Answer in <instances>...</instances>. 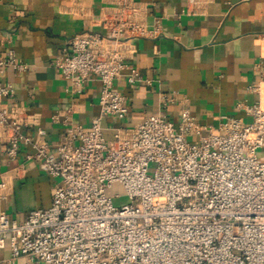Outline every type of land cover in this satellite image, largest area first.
Here are the masks:
<instances>
[{
  "label": "built area",
  "instance_id": "2783aa9c",
  "mask_svg": "<svg viewBox=\"0 0 264 264\" xmlns=\"http://www.w3.org/2000/svg\"><path fill=\"white\" fill-rule=\"evenodd\" d=\"M140 5L114 0L100 12L105 34L74 35L52 62L77 93L90 78L99 82V114L87 130L66 115L64 141L53 150L23 134L21 107L0 104L6 158L30 146L24 159L56 181L50 206L17 223L3 210L8 193L0 179V250L8 246L29 264H264V161L257 157L264 152V108L238 104L248 124L229 118L203 126L182 111L176 123L150 116L116 128L111 138L103 134L105 118L121 121L128 112L114 81L151 85L124 63L126 39L159 33L141 22ZM197 5L189 0L188 12H198ZM2 67L25 71L12 53ZM12 93L0 86V100ZM160 101L166 107L174 99L162 94ZM115 183L125 191L120 206L106 195Z\"/></svg>",
  "mask_w": 264,
  "mask_h": 264
},
{
  "label": "crops",
  "instance_id": "0c3cea01",
  "mask_svg": "<svg viewBox=\"0 0 264 264\" xmlns=\"http://www.w3.org/2000/svg\"><path fill=\"white\" fill-rule=\"evenodd\" d=\"M136 1L143 10L141 22L148 29L157 26L159 33L154 39H126L124 63L151 85L114 81L128 112L121 121H102L106 138L150 116L176 123L188 111L200 125L217 128L229 118L250 122L238 104L264 108V0H195V14L188 12L189 0ZM112 6L114 0H0V60L12 53L25 66L24 72L0 68V86L13 89L0 104L8 111L23 109V134L33 141L43 140L54 150L64 141L66 115L85 130L98 116L97 79L90 78L77 93L52 62L74 35L105 34L100 12ZM250 86H258V93L250 92ZM162 94L174 102L162 107ZM30 152V146L22 145L18 156L8 160L0 132V179L8 193L2 207L17 223L33 210L48 208L56 185L37 163L24 159ZM0 264L29 263L13 257L6 246Z\"/></svg>",
  "mask_w": 264,
  "mask_h": 264
},
{
  "label": "rangeland",
  "instance_id": "374dc122",
  "mask_svg": "<svg viewBox=\"0 0 264 264\" xmlns=\"http://www.w3.org/2000/svg\"><path fill=\"white\" fill-rule=\"evenodd\" d=\"M257 155H258L257 157L259 159L264 161V152H261V153L259 152ZM151 172H152V167H150V169H149V174H151ZM106 195L108 197H112V198H114L115 196L118 197V199H114V201H113V204L115 206H120L124 203H127L126 198H125V191H124L123 187L118 183H115L110 188H108L106 190Z\"/></svg>",
  "mask_w": 264,
  "mask_h": 264
}]
</instances>
